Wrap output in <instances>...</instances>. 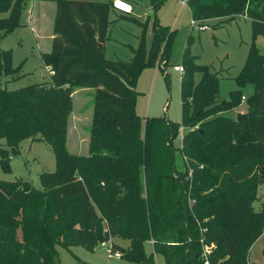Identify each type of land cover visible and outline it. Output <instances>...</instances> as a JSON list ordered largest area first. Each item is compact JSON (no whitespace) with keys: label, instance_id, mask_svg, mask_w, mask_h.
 Instances as JSON below:
<instances>
[{"label":"trees","instance_id":"obj_1","mask_svg":"<svg viewBox=\"0 0 264 264\" xmlns=\"http://www.w3.org/2000/svg\"><path fill=\"white\" fill-rule=\"evenodd\" d=\"M28 2L0 0V38L20 26ZM152 2L150 47L142 37L132 59L120 62L104 57L111 4L55 0L54 38L50 51L41 54L50 82L15 91L0 85V140L19 154L24 140L39 139L56 163L54 173L40 175L38 189L23 180H0V264H60L58 246L93 250L114 238L129 245L111 244L110 252L132 263L153 264V255L144 253L150 242L165 264H203V239L215 245L210 264H247L252 244L264 233V211L252 207L264 184V52L252 44L234 78L240 89L253 86L245 121L224 115L240 106L242 91L219 100L224 78L185 56L181 122L142 119L135 112L137 78L156 62L167 78L175 34L155 18L162 1ZM187 5L199 25L244 16L253 36L264 37V0ZM16 73L10 53L0 52V80ZM81 88L94 90L93 123L99 125L89 130L88 156L66 148L71 94ZM181 129L186 131L178 149L174 142ZM177 151L183 170L176 167ZM5 154L0 149L6 167Z\"/></svg>","mask_w":264,"mask_h":264},{"label":"rangeland","instance_id":"obj_2","mask_svg":"<svg viewBox=\"0 0 264 264\" xmlns=\"http://www.w3.org/2000/svg\"><path fill=\"white\" fill-rule=\"evenodd\" d=\"M40 1L41 4L39 3ZM97 2L101 0H70ZM114 1V0H110ZM133 7L131 15H120L111 7L108 15V32L105 43L104 57L109 61L128 62L134 51L139 48L143 37L146 49L153 39V2L155 0H120ZM158 5L155 18L160 25L175 31L171 44L168 66L165 69L167 78L157 62L153 67L142 70L137 78L135 90L139 94L135 104V112L143 118L167 117L174 123L181 122L180 80L181 74L173 71V66H182L184 56L190 58L195 65L207 66L212 73H217L224 79L219 84V100H225L229 92L240 89L234 78L238 76L245 64L249 47L254 44L264 52V37L253 36L251 21L244 16L220 23L212 20L207 23V30L198 31V23L191 25V14L188 0H156ZM186 2L185 5H182ZM33 3H36V14L46 17V29L42 34L45 48H41L33 33L29 19ZM44 4V5H43ZM110 5V3H109ZM55 0H29L22 10L20 26L12 33L0 38V52H9L11 67L17 73L14 76H3L0 85L7 91H15L43 82L49 83L51 77L45 68L40 53L51 49L54 38ZM217 27H214L216 26ZM200 75H195V83ZM240 99V109L246 110V99L252 94L253 87L245 86ZM90 88L75 89L72 94V108L67 118L66 148L70 154L88 156L89 130L93 126L92 96ZM244 98V100H242ZM238 107V108H239ZM237 109V108H236ZM226 117L235 118L229 111ZM143 126V124H142ZM186 129H181L174 146L181 148L182 137ZM0 149L5 150L6 167L0 163V180L28 182L33 188H40V175L56 171L55 157L50 147L38 140H24L19 147V154L12 152L6 146L5 140H0ZM0 155V159H1ZM175 163L179 170L184 169L183 159L179 151L175 153ZM255 212L264 211V184L256 189L255 200L252 203ZM21 239L20 232L17 233ZM111 243L120 249H126L129 242L114 238ZM111 243L98 245L93 250L81 246L65 249L56 248L60 264H138L114 258L110 253ZM147 257L153 255V264H165L164 258L153 251L151 243L144 244ZM247 264H264V233L252 244L246 259Z\"/></svg>","mask_w":264,"mask_h":264},{"label":"built area","instance_id":"obj_3","mask_svg":"<svg viewBox=\"0 0 264 264\" xmlns=\"http://www.w3.org/2000/svg\"><path fill=\"white\" fill-rule=\"evenodd\" d=\"M186 2H183L182 5H185ZM111 8L120 13V14H123V15H130L133 11L132 9V6L127 3V2H123V1H120V0H114L111 4ZM195 22L196 21H191V25L192 27H195ZM207 26L205 25H199L197 26V29L198 31H205L207 30ZM173 71L174 72H177V73H180L181 76L184 74V70L182 69L181 66H174L173 67ZM242 100H244V98H242ZM200 244H201V259H202V262L203 264H210V261H209V257L212 253V251L215 249V245L214 244H206L204 243V240L201 239L200 240ZM111 253V252H110ZM114 258H119L120 257V254L119 253H112L111 254Z\"/></svg>","mask_w":264,"mask_h":264},{"label":"crops","instance_id":"obj_4","mask_svg":"<svg viewBox=\"0 0 264 264\" xmlns=\"http://www.w3.org/2000/svg\"><path fill=\"white\" fill-rule=\"evenodd\" d=\"M41 2L42 1H40L39 3L41 4ZM97 2H100V3H110V4H112V2L113 1H110V0H101V1H97ZM35 5H37L36 3H33V7H32V11H31V17H30V19H29V22H30V25H31V27H32V30H33V33L35 34V37H36V40H37V42H39L40 43V45H41V48H45L46 46H45V44H46V42H45V40L43 41V39H44V37H43V33H44V31H47V29H46V17L44 16V14H39V13H37L36 14V11H35V9H36V6ZM44 5V4H43ZM132 9H133V7H132ZM116 12V11H115ZM133 12V11H132ZM118 13V12H117ZM118 14H120V13H118ZM120 15H123V14H120ZM131 15V14H130ZM108 32V31H107ZM45 43V44H43V43ZM104 53H105V51H104ZM42 53H40V55H41ZM45 68L48 70V72H49V75H50V77H51V72L49 71V68L48 67H46L45 66ZM221 82V81H220ZM248 86H251V85H248ZM253 87V86H252ZM245 89V88H244ZM253 93V92H252ZM251 96V95H250ZM227 99H228V97H227ZM226 100V99H225ZM229 112V111H228ZM231 112H233L234 113V116L236 117V114H238V113H247V109L246 110H241L240 109V107L239 108H237V109H233V110H231ZM225 114V113H224ZM111 243V242H110ZM150 243V242H149ZM112 244V243H111ZM151 245H152V243H151Z\"/></svg>","mask_w":264,"mask_h":264},{"label":"water","instance_id":"obj_5","mask_svg":"<svg viewBox=\"0 0 264 264\" xmlns=\"http://www.w3.org/2000/svg\"><path fill=\"white\" fill-rule=\"evenodd\" d=\"M248 118V113H238L236 114V121L243 122Z\"/></svg>","mask_w":264,"mask_h":264}]
</instances>
